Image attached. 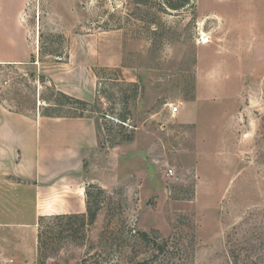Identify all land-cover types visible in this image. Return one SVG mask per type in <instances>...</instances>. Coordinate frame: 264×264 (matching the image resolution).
<instances>
[{"label": "rangeland", "instance_id": "obj_1", "mask_svg": "<svg viewBox=\"0 0 264 264\" xmlns=\"http://www.w3.org/2000/svg\"><path fill=\"white\" fill-rule=\"evenodd\" d=\"M174 1L0 0L29 51L0 63V264H36L38 192L68 166L104 193L45 264H131L132 230L169 237L157 264H264V0Z\"/></svg>", "mask_w": 264, "mask_h": 264}, {"label": "trees", "instance_id": "obj_2", "mask_svg": "<svg viewBox=\"0 0 264 264\" xmlns=\"http://www.w3.org/2000/svg\"><path fill=\"white\" fill-rule=\"evenodd\" d=\"M190 1L191 0H176L174 2H169L168 7L174 10H179L185 7ZM128 85L131 86L133 90L138 89V84L136 82H129ZM59 94L64 101L69 103L74 102L80 105L81 112L87 109V104L85 101L74 98L62 92H59ZM126 101L127 100H125L121 96L120 102L128 105ZM60 104H64V102L60 100ZM103 118L104 121L108 119L105 115H103ZM109 119L110 120L106 121L112 123L113 126L120 132L126 131L127 126L130 125L129 123H127L129 118L128 116L124 115V113H119L115 118L111 117ZM114 119H116L115 123ZM106 123L107 122L104 123V128L106 126ZM111 132L112 131L110 130V128L103 129L105 137H108L109 140L113 139L112 135L114 132ZM117 135L118 134H114L115 140L117 139ZM122 137V141L131 140L133 138V132L130 130L127 135ZM88 185L85 187L84 192L86 205V210L84 213H58L38 216L36 221L38 227L36 264H45L46 261L51 258V256L58 250V247L63 240L68 238L76 240L79 237L78 234L80 233H82L81 237H84V232L87 226L94 223L96 214L99 210L98 203L100 200L98 199L100 194L104 193V190L100 186L94 184H91L90 187H88ZM92 190L95 191L94 194L92 193ZM93 204H95V206ZM130 238L131 246L124 248H130V250L133 251L134 256L130 258L131 264H157L159 261L162 262L164 261L162 259L167 257L169 248L171 247L168 243L169 237H160L153 234V232L151 233L144 230H132ZM77 245H81V243H78ZM89 253L83 256V264H104L105 259L103 257H100L97 254L94 255ZM233 255H235L234 251H232V256ZM119 261L120 256L115 260L114 264H118Z\"/></svg>", "mask_w": 264, "mask_h": 264}, {"label": "crops", "instance_id": "obj_3", "mask_svg": "<svg viewBox=\"0 0 264 264\" xmlns=\"http://www.w3.org/2000/svg\"><path fill=\"white\" fill-rule=\"evenodd\" d=\"M5 16L6 15H4L3 19H5ZM3 31L0 30V46L2 45V49H0V63L14 64L25 62L29 54L26 44L22 40H19V38L14 39V30L5 28ZM9 36H14V38H10ZM3 41H5V44ZM36 143L37 144L35 146L39 149L40 142ZM60 157L62 159V156ZM71 172L72 168L71 166H68L67 170H61V172H57V176L50 177L52 179H48L52 181L45 182L47 186H50L47 191L59 188L58 192L54 191L51 195L49 193L44 194L42 190H39L38 200L40 207L42 210L47 212L40 215L85 212L86 205L84 192L86 182H83L82 186L76 189L80 182L79 177L76 176L74 178ZM48 201H51L52 203L49 205Z\"/></svg>", "mask_w": 264, "mask_h": 264}, {"label": "built area", "instance_id": "obj_4", "mask_svg": "<svg viewBox=\"0 0 264 264\" xmlns=\"http://www.w3.org/2000/svg\"><path fill=\"white\" fill-rule=\"evenodd\" d=\"M207 41V40H206ZM204 39H201V42L202 43H205L206 42ZM170 113H171V115H176L177 114V111H178V107L177 106H171V108H170ZM166 174L168 175V176H170V177H174L175 176V173H174V171H173V169L172 168H168L167 170H166Z\"/></svg>", "mask_w": 264, "mask_h": 264}]
</instances>
